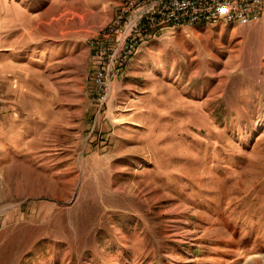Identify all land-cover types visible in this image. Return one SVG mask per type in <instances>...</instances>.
<instances>
[{
	"label": "rangeland",
	"instance_id": "rangeland-1",
	"mask_svg": "<svg viewBox=\"0 0 264 264\" xmlns=\"http://www.w3.org/2000/svg\"><path fill=\"white\" fill-rule=\"evenodd\" d=\"M124 3L0 0V264H264V11L99 83Z\"/></svg>",
	"mask_w": 264,
	"mask_h": 264
},
{
	"label": "built area",
	"instance_id": "built-area-1",
	"mask_svg": "<svg viewBox=\"0 0 264 264\" xmlns=\"http://www.w3.org/2000/svg\"><path fill=\"white\" fill-rule=\"evenodd\" d=\"M259 11H264V0H125L117 12L121 25L113 33L102 34L96 42L95 81L101 83L107 73L115 70V65H107L109 61L123 63L135 45L153 30L170 24L187 26L200 18L220 23V17L240 20L244 26L260 20Z\"/></svg>",
	"mask_w": 264,
	"mask_h": 264
},
{
	"label": "bare ground",
	"instance_id": "bare-ground-1",
	"mask_svg": "<svg viewBox=\"0 0 264 264\" xmlns=\"http://www.w3.org/2000/svg\"><path fill=\"white\" fill-rule=\"evenodd\" d=\"M221 19V18H220ZM198 20H201V22H214V21H212L211 19H209V18H200V19H198ZM195 21H197V20H194V22Z\"/></svg>",
	"mask_w": 264,
	"mask_h": 264
}]
</instances>
